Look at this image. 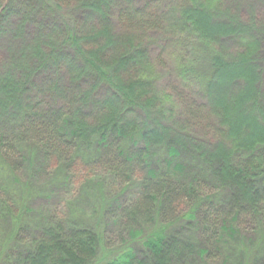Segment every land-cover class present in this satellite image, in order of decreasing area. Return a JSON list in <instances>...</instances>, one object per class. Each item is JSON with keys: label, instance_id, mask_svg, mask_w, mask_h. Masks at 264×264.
I'll return each mask as SVG.
<instances>
[{"label": "trees", "instance_id": "16d2710c", "mask_svg": "<svg viewBox=\"0 0 264 264\" xmlns=\"http://www.w3.org/2000/svg\"><path fill=\"white\" fill-rule=\"evenodd\" d=\"M28 2L0 0V41L32 42L30 57L0 61V160L16 187L57 186L79 157H97L93 171L120 189L97 210L123 233L54 221L29 240L0 200V264H253L264 243L244 233L264 221V24L226 0ZM160 66L178 84L161 87Z\"/></svg>", "mask_w": 264, "mask_h": 264}, {"label": "rangeland", "instance_id": "374dc122", "mask_svg": "<svg viewBox=\"0 0 264 264\" xmlns=\"http://www.w3.org/2000/svg\"><path fill=\"white\" fill-rule=\"evenodd\" d=\"M24 2L30 4L28 0H24ZM150 2L151 0H140L142 6ZM225 6L229 9L230 13L241 19L248 20L254 18L264 24V0H226ZM43 14L45 13L43 12ZM150 37L161 39L162 35H152ZM31 44V41L27 42L22 36L17 39L10 36V38L7 37L4 40H1L0 61L8 57L9 62L16 56L19 60H23V55L30 57L31 52L29 51L28 46ZM147 44L152 43L148 41ZM158 49L159 48H154L153 52H156ZM160 52L161 49L158 50V54H160ZM165 56H167L165 61L168 65H171L172 63L169 55ZM18 58L16 60H18ZM154 58L158 59L157 54L154 55ZM171 60L174 62L173 56H171ZM156 63L159 64V61ZM157 68L161 69V87L164 88L165 86L178 84V82L170 83L172 78L167 70L164 71L161 66ZM232 91V89L231 91L228 90V92ZM231 94L232 93H229V95ZM55 98L57 100L59 99L56 96ZM250 109L251 108H246V110ZM246 110L245 113L247 112ZM242 123V125H246L247 123H250V121L247 120ZM85 154L88 156L89 160L87 161L83 157L78 158L81 162L77 164L78 168L76 170L78 172L75 177L70 181H67L68 183H65L66 185H61L62 183H59L57 186L49 184L51 181L49 182L48 179L35 178L29 181V183L25 181V184L16 187L15 185H12L13 176L8 171L6 172L3 161L0 160V200L2 206L12 210V214L17 215L21 212L18 217L22 216L23 218V229L25 233L28 234L29 240H34L39 237L43 225L54 221L65 225L64 227L70 230L83 227L94 231H106L109 237L113 235L120 237L123 233V228L119 227L120 225L113 223V221L108 222L107 224V214L99 213L97 210L99 200L103 201L112 197L115 198V193L120 189L115 188L116 184L106 175L105 172L93 171L92 166H94L97 157L90 158V153ZM186 164L191 167L189 162ZM26 176L25 173V175H22L21 179L23 180ZM63 176H65V171L59 169L53 172L52 177H58L61 178V180H64L65 177ZM135 191L136 188L132 190V192ZM130 196L131 194H128L127 198ZM246 232L248 234L244 233L247 237L246 241H250L248 242V246L250 244L255 246L260 241L264 243V221H255V225L246 228ZM192 237L196 240V244L198 245L199 238L196 235H193ZM2 241L3 237H1L0 234V248ZM262 246L264 247V245ZM262 246L259 247L255 253L253 264H264V249H261ZM138 249L139 252L143 251L141 247H138ZM6 262L7 264H12L7 260Z\"/></svg>", "mask_w": 264, "mask_h": 264}]
</instances>
